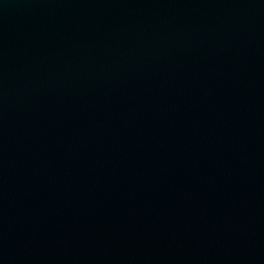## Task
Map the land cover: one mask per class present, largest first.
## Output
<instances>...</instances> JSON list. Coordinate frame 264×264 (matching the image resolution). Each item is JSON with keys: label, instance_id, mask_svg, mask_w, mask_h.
Returning a JSON list of instances; mask_svg holds the SVG:
<instances>
[{"label": "water", "instance_id": "water-1", "mask_svg": "<svg viewBox=\"0 0 264 264\" xmlns=\"http://www.w3.org/2000/svg\"><path fill=\"white\" fill-rule=\"evenodd\" d=\"M0 264H264V0H0Z\"/></svg>", "mask_w": 264, "mask_h": 264}]
</instances>
